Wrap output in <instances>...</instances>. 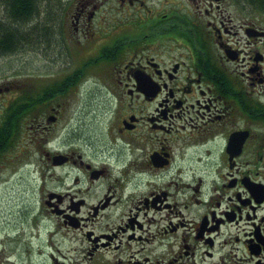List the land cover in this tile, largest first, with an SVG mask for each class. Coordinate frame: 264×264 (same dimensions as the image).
<instances>
[{
    "label": "flooded vegetation",
    "instance_id": "af4514ba",
    "mask_svg": "<svg viewBox=\"0 0 264 264\" xmlns=\"http://www.w3.org/2000/svg\"><path fill=\"white\" fill-rule=\"evenodd\" d=\"M51 46L52 101L0 102V264H264V0H62Z\"/></svg>",
    "mask_w": 264,
    "mask_h": 264
},
{
    "label": "rangeland",
    "instance_id": "374dc122",
    "mask_svg": "<svg viewBox=\"0 0 264 264\" xmlns=\"http://www.w3.org/2000/svg\"><path fill=\"white\" fill-rule=\"evenodd\" d=\"M45 51L46 53L41 50L30 49L28 52L22 50L14 55L0 58V88L19 84L24 85V89H32L33 93H36L40 84L51 82L56 70L53 67L51 62L53 58L50 55L54 49L52 46L45 47ZM57 65L59 67L58 77L60 78L66 72L73 70L72 62L66 60V58H61ZM91 80H94V78ZM88 85L91 84L88 83ZM92 87L95 86L92 85ZM15 96L14 92L8 93L4 97H0V102L1 100L5 101L6 98L12 101ZM65 101L72 105L71 109L77 110L82 106L78 98L72 94L66 97ZM35 138L37 139L36 136ZM31 148L34 147L31 146L26 150L21 149L26 153V157L31 156L33 162H37L38 154L34 153ZM2 167L5 168V173L0 174V238L4 237V232L10 233V230L14 229V225H17L19 221L18 214L15 213L17 207H23L31 201L25 191L29 177L25 175L24 178H20L18 173L8 175L9 171L18 170L17 160L7 157Z\"/></svg>",
    "mask_w": 264,
    "mask_h": 264
},
{
    "label": "trees",
    "instance_id": "16d2710c",
    "mask_svg": "<svg viewBox=\"0 0 264 264\" xmlns=\"http://www.w3.org/2000/svg\"><path fill=\"white\" fill-rule=\"evenodd\" d=\"M61 5L62 0H0V58L22 50L28 52L51 46ZM19 87L15 88L13 92L16 96L10 100L18 104L9 107L7 118L21 117L23 112L30 117L36 104L52 99V90L33 93L32 89ZM1 143H6L2 136Z\"/></svg>",
    "mask_w": 264,
    "mask_h": 264
},
{
    "label": "water",
    "instance_id": "95a60500",
    "mask_svg": "<svg viewBox=\"0 0 264 264\" xmlns=\"http://www.w3.org/2000/svg\"><path fill=\"white\" fill-rule=\"evenodd\" d=\"M57 160H60V158H56Z\"/></svg>",
    "mask_w": 264,
    "mask_h": 264
}]
</instances>
